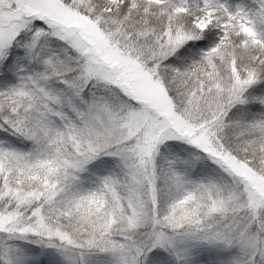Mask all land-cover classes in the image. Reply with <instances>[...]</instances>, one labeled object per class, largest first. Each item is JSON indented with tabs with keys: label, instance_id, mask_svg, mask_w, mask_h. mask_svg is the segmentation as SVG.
<instances>
[{
	"label": "snow or ice",
	"instance_id": "snow-or-ice-1",
	"mask_svg": "<svg viewBox=\"0 0 264 264\" xmlns=\"http://www.w3.org/2000/svg\"><path fill=\"white\" fill-rule=\"evenodd\" d=\"M0 264H264V0H0Z\"/></svg>",
	"mask_w": 264,
	"mask_h": 264
}]
</instances>
